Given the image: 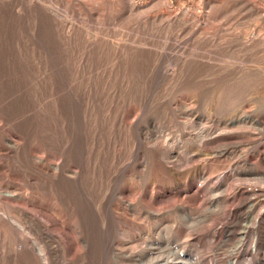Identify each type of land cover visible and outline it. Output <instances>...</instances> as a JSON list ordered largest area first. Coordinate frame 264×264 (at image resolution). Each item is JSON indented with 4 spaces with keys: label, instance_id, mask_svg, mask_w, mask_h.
Wrapping results in <instances>:
<instances>
[{
    "label": "rangeland",
    "instance_id": "rangeland-1",
    "mask_svg": "<svg viewBox=\"0 0 264 264\" xmlns=\"http://www.w3.org/2000/svg\"><path fill=\"white\" fill-rule=\"evenodd\" d=\"M248 258L264 0H0V264Z\"/></svg>",
    "mask_w": 264,
    "mask_h": 264
},
{
    "label": "bare ground",
    "instance_id": "bare-ground-1",
    "mask_svg": "<svg viewBox=\"0 0 264 264\" xmlns=\"http://www.w3.org/2000/svg\"><path fill=\"white\" fill-rule=\"evenodd\" d=\"M228 263V262H227ZM229 264H237L236 262L232 261L230 262ZM244 264V263H243ZM247 264H254L252 261H251V258H248V262Z\"/></svg>",
    "mask_w": 264,
    "mask_h": 264
}]
</instances>
